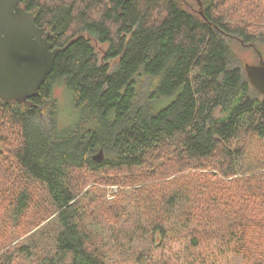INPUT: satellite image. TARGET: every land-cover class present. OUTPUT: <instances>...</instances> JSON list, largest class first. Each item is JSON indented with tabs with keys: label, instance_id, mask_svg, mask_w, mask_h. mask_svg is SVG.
<instances>
[{
	"label": "trees",
	"instance_id": "obj_1",
	"mask_svg": "<svg viewBox=\"0 0 264 264\" xmlns=\"http://www.w3.org/2000/svg\"><path fill=\"white\" fill-rule=\"evenodd\" d=\"M201 1L21 0L60 52L36 98L0 99V264H109L90 182L136 204L137 264H264V95L232 49L262 55L264 0Z\"/></svg>",
	"mask_w": 264,
	"mask_h": 264
},
{
	"label": "water",
	"instance_id": "obj_2",
	"mask_svg": "<svg viewBox=\"0 0 264 264\" xmlns=\"http://www.w3.org/2000/svg\"><path fill=\"white\" fill-rule=\"evenodd\" d=\"M196 1L203 14L202 1ZM50 36L21 0H0V99L25 103L39 95L60 52ZM244 69L253 87L264 95V59L257 65L245 64ZM93 158L102 162L103 150Z\"/></svg>",
	"mask_w": 264,
	"mask_h": 264
},
{
	"label": "rangeland",
	"instance_id": "obj_3",
	"mask_svg": "<svg viewBox=\"0 0 264 264\" xmlns=\"http://www.w3.org/2000/svg\"><path fill=\"white\" fill-rule=\"evenodd\" d=\"M185 1H187L189 4L196 5L195 0ZM232 49L237 57L243 62V65H257L261 61V57L264 59V46H260L262 55L257 53L255 49L245 47L238 41L232 42ZM53 96L58 102L59 109L57 117L59 120V125L61 127L72 125L74 122V116L72 113L73 108L69 93L65 90L64 86L57 84L54 87ZM87 190L90 191V195L85 197V205L87 206L90 214L93 215L95 219L97 217V220L100 222V224L96 227L93 219L89 220V223L93 224V230L99 231L102 234V238L106 241L108 248L106 246H104V248H106L110 254L111 259L109 264H137V257L141 253L148 250H153L155 248V244H151V239H146L148 235L141 239L139 238V240L135 239L130 241V236L137 227L146 226L145 221L144 223L142 222V226L135 225L140 221L139 219L136 220L137 216L140 215H138L136 204H134L131 199H126L123 201L119 199L117 202H114L115 196H112V192L114 191L116 193L118 189L114 186H108L102 183L90 182L87 184L86 191ZM109 207L114 209L122 208L123 211H125L123 213L126 214L124 217H121L118 222H109L104 212V210ZM50 219L51 218L48 217V221L46 220L40 223L28 234V238L29 235L34 234L31 236L32 238L30 237V239L33 241L36 239L39 242L38 245H42L43 248L53 247V241L50 233V231H52V227H50V223H47ZM143 220L145 219L143 218ZM53 222H56V218L51 221V223ZM42 231H44L46 234L45 236L40 237L39 235ZM137 231L138 232L136 235L140 236V233L143 230ZM116 236L119 237L117 244L115 240ZM239 262L240 260L236 259L233 264H238Z\"/></svg>",
	"mask_w": 264,
	"mask_h": 264
}]
</instances>
